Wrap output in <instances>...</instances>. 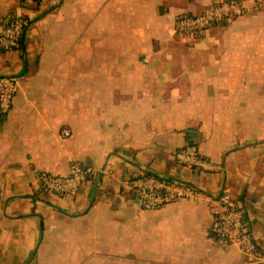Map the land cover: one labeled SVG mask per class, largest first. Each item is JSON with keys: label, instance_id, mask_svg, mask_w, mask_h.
I'll return each mask as SVG.
<instances>
[{"label": "crops", "instance_id": "obj_1", "mask_svg": "<svg viewBox=\"0 0 264 264\" xmlns=\"http://www.w3.org/2000/svg\"><path fill=\"white\" fill-rule=\"evenodd\" d=\"M217 1L0 0L27 25L0 52V76L20 77L0 115V264H247L209 236L221 192L264 249V0L189 42L173 28ZM186 144L221 170L180 165ZM72 160L103 173L72 199L41 191ZM137 174L201 197L143 210L122 188Z\"/></svg>", "mask_w": 264, "mask_h": 264}, {"label": "built area", "instance_id": "obj_2", "mask_svg": "<svg viewBox=\"0 0 264 264\" xmlns=\"http://www.w3.org/2000/svg\"><path fill=\"white\" fill-rule=\"evenodd\" d=\"M23 5L33 4L36 0H20ZM257 9L249 8L244 0H220L199 14H178L173 21L176 35L189 42L201 38L212 26L244 16ZM26 23L23 19L5 16L0 19V52L17 51L23 46ZM20 77L0 76V115L8 113L17 92ZM67 129L60 136L68 137ZM176 162L187 167L205 171H220L221 166L214 164L198 151L194 144H186L175 153ZM103 173L99 169L86 167L72 160L65 175L47 172L39 174L40 189L61 200L76 197L78 191L89 178ZM122 188L134 194L140 207L155 211L182 199L199 198L200 193L186 184L164 179L150 174H137L122 181ZM211 224L209 236L217 246H233L244 257L247 264H264V249L260 248L251 233L246 210L235 203L231 195L221 192L211 200Z\"/></svg>", "mask_w": 264, "mask_h": 264}]
</instances>
